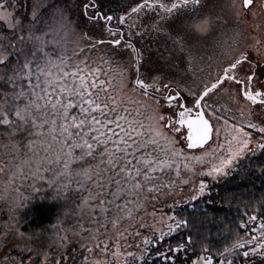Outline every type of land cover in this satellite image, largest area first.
<instances>
[{
    "label": "snow or ice",
    "instance_id": "obj_1",
    "mask_svg": "<svg viewBox=\"0 0 264 264\" xmlns=\"http://www.w3.org/2000/svg\"><path fill=\"white\" fill-rule=\"evenodd\" d=\"M255 3L231 0L227 9L239 20L249 12L256 15ZM208 5L209 0H121L119 11H105L101 0H72L71 4L68 0H33L31 14L25 16L19 12V0H0V135L9 141L0 147L10 148L5 153L10 158L0 161V175L6 177L3 190L19 194L27 181H31L27 187L33 191H40L38 185L46 184L55 190L52 198L64 202L63 215L78 221V230L60 229L65 234H57L45 248V230L26 234L19 228L20 219H16V224L6 225L7 231L0 235V264H37L40 257L43 259L39 264H53V245L57 250L66 247L67 233L79 236L87 232L91 239H97L99 229L104 228L103 234L107 235V225L116 229L178 184L187 186L196 175L189 162L207 163V170L199 176L213 180L264 176V162L255 166L252 162L257 152L264 154V120L254 123L245 117L243 108L239 110L241 120L234 116L230 120L213 99L223 90L237 104L248 102L249 116L251 106L264 109V82L258 80L257 65L250 62L246 50L233 54L231 48H226V58L218 63L215 75L196 67L201 48L210 38L218 42L214 33L221 17L214 15ZM105 33L107 40L96 39L93 43L95 36ZM151 33L163 37V52L146 57L132 38L142 40ZM240 37L239 31L233 33V45ZM82 43L89 49L108 45L116 55L128 52L129 67L135 76L132 90L145 97L161 96L170 114L161 115L158 109H151V115L140 118L137 110L136 116L129 118L121 92H114L108 87L111 81L97 75L101 69L67 55L69 45L79 47ZM261 44L257 39L252 47ZM50 45L54 46L52 51ZM55 49H59V56L54 55ZM174 68L183 69V74L173 73ZM124 71L121 66L122 88L127 87L123 84ZM165 79L169 83H162ZM221 122L222 126L217 127ZM177 125L187 130V149L205 148L214 132L217 137L223 132L224 140L202 155L186 156L184 148L177 147V140L168 134L181 133ZM182 168L189 178L180 179ZM208 187L200 180L192 189L191 200L203 197ZM27 200L14 201V210L26 209ZM248 220L256 221L257 216H249ZM139 227L152 232L144 237V245L159 244L172 233L189 229L174 247L169 244L166 251L152 249L165 264H178L181 252H191V256L180 264H237L240 257L243 264H255L253 257L264 264V219L251 228L250 238H237L215 253L207 245L196 250L197 239L191 231L195 225L178 214L166 218L161 215L150 225L141 221ZM239 227L246 229L247 224L241 222ZM112 255L117 257L115 264H120L119 244ZM128 258L136 264L144 260V252L139 256L127 252L125 260ZM54 264H77V260L75 255H60ZM82 264H89L87 256Z\"/></svg>",
    "mask_w": 264,
    "mask_h": 264
},
{
    "label": "rangeland",
    "instance_id": "obj_2",
    "mask_svg": "<svg viewBox=\"0 0 264 264\" xmlns=\"http://www.w3.org/2000/svg\"><path fill=\"white\" fill-rule=\"evenodd\" d=\"M231 0H209L208 8L214 14L221 17L220 26L215 30L214 36L216 38V43L210 38L209 41L201 48L198 53V61H197V69H203L205 74L211 73L215 75L217 70L218 63L225 59L226 57L223 55L224 50L226 48H231L233 50V54H238V51L245 50L250 44L255 45L257 39L260 41L263 40V36L259 33V29L261 28L260 22L264 16V9L261 7V3L264 0H256L254 11L256 13L255 16L249 12L247 16H241L239 20L236 19L234 15H232L228 9L227 4H229ZM239 3V0H237ZM32 8L28 11V16L31 14ZM235 31H239L241 33V37L238 42L233 45L232 37ZM105 39L107 40L109 37L107 33H105L102 37L95 36L93 38V43H95L96 39ZM136 43L137 47L142 48V44L146 41L150 43V49L152 50L154 46L155 50L153 54L149 56L155 57L163 52L164 39L163 37H158L155 33H152L149 38H144L142 40L137 39L135 37L132 38ZM139 45V46H138ZM153 46V47H152ZM79 48H84L85 51L81 53ZM54 46H49V50L52 51ZM143 49V48H142ZM253 51L257 54L258 61H264V49H262V44L259 47H253ZM75 54V55H74ZM144 54V53H143ZM54 55L59 56V49L54 50ZM67 55L73 57L74 60L85 61L89 67L96 68L99 67L101 71L97 73L100 79L110 80L111 84L108 85L114 92L119 91L125 100V107H128L129 112L127 115L129 118L136 116V111L139 110L141 113L140 118H146L151 115V109H158L159 114L161 115H169L170 113L167 110V105L164 103L163 98L159 95H150L149 97H145L140 91L132 90V81L134 80V69L126 68L124 65L125 56L129 54L128 52H124L122 55H116L110 52V46L108 45H97L95 48L89 49L86 44H80L79 47L75 45H69V49ZM145 55V54H144ZM164 55L167 56L168 53L164 52ZM202 58V59H201ZM108 61V63H105ZM130 63V62H129ZM121 66L124 67L125 71L123 74V84L127 85V87L122 88L120 69ZM173 73L179 71L183 74V69L174 68ZM179 80V77H176ZM189 81H191L192 77L189 75ZM162 83H169V80L165 79ZM175 88V84L172 85ZM213 99L216 101V107L221 109V111L225 112V114L231 118L233 116L237 120H241L239 110L243 108L245 117L250 118L254 123H259L261 120H264L261 117V113L259 109H255L251 107V115L249 116V105L248 102H244L241 104H237L232 96L223 90L215 95ZM160 101V104L157 105V101ZM141 105L151 106V108L141 107ZM215 123V121H213ZM221 125H217V127H221ZM177 127H181L177 125ZM2 131V130H0ZM170 136H173L177 140V147L184 148L186 156H198L202 155L205 151H211L215 148L219 143L224 140V133L221 132L220 136L217 137L215 132L212 134V138L209 141L208 145L203 149H187L185 141L184 129L181 127V133H168ZM19 139V137H17ZM8 138L6 136L0 135V144H8ZM26 143V140L24 141ZM10 152V148L0 147V161L9 159L10 157L5 155V153ZM258 153V152H257ZM193 167L196 175L191 177L190 183L187 186H180L179 184L175 187L169 194L161 195L159 199L149 202L145 205L144 208L140 209L135 213L133 219H127L122 221L118 228L112 229V226L107 225L108 234L104 235V228L99 229L100 235L97 239H91L89 233L81 232L79 236L72 235L71 232L67 233L69 239L65 242L66 247L56 249L55 245L50 253V258L53 260V264L56 258L60 255L69 256L75 255L77 264H82L84 261V257H88L89 264H92L94 261H108L109 264H115L117 257L112 255L113 252L117 250V244H119V250L122 255L118 258L120 264H131V258L125 260V254L127 252H132L136 256H139L141 252L145 253V248L147 245L143 244V239L145 236H151L152 232L149 228H140L139 223L142 221L145 224H153L159 221L161 215L166 216L172 214H178L179 208L184 206L185 204L192 203L195 200H191V195L193 194L192 189L194 185H198L200 180H204L206 184H210L214 181L211 177L207 176H199V173L207 170V163L205 164H197L195 162H189ZM183 161H181L182 167ZM172 178H175V174H172ZM189 178L188 174L183 172L180 179ZM6 177L0 175V235L3 234L4 231H7L6 225H15L16 219H20L19 228L21 231L26 234L29 232L35 233L40 230L44 231L43 243L46 248L48 244H51L55 239V236L64 235L65 233L61 232L62 228H71L73 231L78 230V221L75 217L69 216L65 217V204L62 200H54L52 197L55 194V190H50L46 184L38 185L40 191H33L31 188L27 187V184H30L31 181H27L22 187L19 194L15 192H5L3 190V180ZM18 185L21 183L20 181L16 182ZM206 193V192H205ZM27 197V204L29 205L26 209H19L15 211L14 201H19V199ZM47 203H55L57 205L56 211L54 212V216L51 217V220L39 227L34 228L28 225V221L31 219L28 216V211L30 206L33 204H39L40 202ZM169 205H174V207L169 208ZM29 219V220H28ZM64 221L63 224L61 221ZM260 219L256 221L247 220V228L246 231L251 232V228L259 225ZM159 227V225L157 224ZM95 229V225L91 226ZM167 231V229H164ZM139 233V235H137ZM175 233V232H174ZM173 234V233H172ZM253 233L247 234L250 238ZM259 235V231L255 233ZM111 237V240H109ZM170 236L166 237L169 238ZM108 244L107 252L104 251V244ZM100 244V247L97 248L96 245ZM154 244H156L154 242ZM83 245V247H82ZM92 248L93 251L91 253L88 252V249ZM13 254H15V249L12 250ZM242 258V257H241ZM43 259L40 257L37 260V264H39V260ZM192 259H195L192 256ZM255 264H259V257L252 258ZM240 258L237 259V264ZM239 262V263H238Z\"/></svg>",
    "mask_w": 264,
    "mask_h": 264
},
{
    "label": "trees",
    "instance_id": "obj_3",
    "mask_svg": "<svg viewBox=\"0 0 264 264\" xmlns=\"http://www.w3.org/2000/svg\"><path fill=\"white\" fill-rule=\"evenodd\" d=\"M32 2L33 0H19V12L28 16V11L32 8ZM68 2L71 4L72 0H68ZM101 4L105 11L109 9L119 11L121 0H101ZM77 31H80V29H77ZM151 34H146L145 37L149 38ZM142 48L146 57L153 54L152 50L148 51L150 49L149 41L143 43ZM129 62L127 55L124 61L126 68H129ZM252 162L254 166L264 162V154L258 152L253 155ZM208 186L203 197L179 208L178 215L181 218L189 219L195 225L191 228V231L194 238L197 239L196 250L199 252L202 247L207 245L215 253L218 250L222 251L225 245H230L237 238L249 237L247 234L251 232L247 233L246 229L239 227L241 222L247 224L249 216L256 215L257 219H264V176L253 175L250 178L245 177L243 180L239 176L235 179L221 178ZM56 207L55 203L43 201L39 204H33L27 209V218H31L28 219V225L39 228L47 224L54 216ZM188 231L189 229H180L159 244L149 243L145 248L144 260L137 261L136 264H153V262L155 264H165L163 257H158L152 249L166 251L169 244L174 247L177 242L183 240ZM178 255V264H180L188 256H191V252H181ZM239 262L243 264V258L240 257Z\"/></svg>",
    "mask_w": 264,
    "mask_h": 264
},
{
    "label": "flooded vegetation",
    "instance_id": "obj_4",
    "mask_svg": "<svg viewBox=\"0 0 264 264\" xmlns=\"http://www.w3.org/2000/svg\"><path fill=\"white\" fill-rule=\"evenodd\" d=\"M264 9V7H263ZM261 28L259 29V33L263 36L262 42V49H264V16L262 18V21L260 22ZM247 51V54L249 56V60L252 64L257 65V70H258V80L261 82H264V61H258L257 54L253 51V47L250 44L248 47L245 49ZM248 65L246 64L244 66V71H248ZM243 75V73H241ZM254 87H259V84L254 83ZM254 107L256 110L259 109V112L261 113V117L264 119V109L260 108L259 106H251ZM184 134H186V128H184Z\"/></svg>",
    "mask_w": 264,
    "mask_h": 264
},
{
    "label": "water",
    "instance_id": "obj_5",
    "mask_svg": "<svg viewBox=\"0 0 264 264\" xmlns=\"http://www.w3.org/2000/svg\"><path fill=\"white\" fill-rule=\"evenodd\" d=\"M186 135H187V130H186L185 138H186Z\"/></svg>",
    "mask_w": 264,
    "mask_h": 264
}]
</instances>
